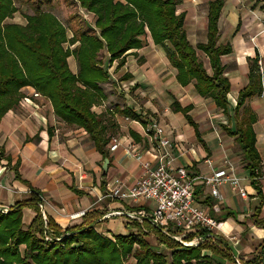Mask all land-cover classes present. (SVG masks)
<instances>
[{
  "label": "crops",
  "instance_id": "obj_1",
  "mask_svg": "<svg viewBox=\"0 0 264 264\" xmlns=\"http://www.w3.org/2000/svg\"><path fill=\"white\" fill-rule=\"evenodd\" d=\"M209 1L189 0L192 4L183 5L179 0L177 13H185L183 28L186 26L184 30L193 47L206 42ZM263 6L264 0H223L217 27L218 44L231 47V53L220 58L230 85L228 115L223 114L211 98L199 96L193 83L181 86L176 79L177 71L167 61L164 50L154 45L150 38L146 47L127 53L123 67L117 69L114 62L108 69L110 80L114 78L110 72L114 67L113 73L125 83L120 102L110 104V94L105 90L107 83L100 84L106 99L93 110L96 114L112 112L118 127L105 147L106 157L96 151L85 131L67 126L56 118L46 98L30 87L22 89L23 100L0 121V147L4 151V157H0V207L8 209L17 202L26 201L30 198V191L34 190L40 194L42 209L39 211L41 216L42 213L45 216L42 220L46 229L54 230L48 226L51 220L59 234L71 228L92 227L109 239L115 235L138 233L153 236L149 233L152 226L146 220L129 222L124 217L110 214L138 209L149 212L148 207L152 205L113 200L105 195L114 187L115 180L132 186L140 177L139 166L130 157L127 146L136 143L141 149L145 147L142 127L146 120L143 116L146 113L157 114L154 118L148 117L156 119L164 128L172 144L169 151H164L176 166L185 168L192 176L225 170L239 180L245 197H241L238 190H233L229 184L218 186V196L213 197L207 186L197 182L195 200L217 222L214 233L222 241L225 254L231 259L241 258L244 264H253L251 262L259 257L261 261L258 264H264V228L255 224V221L264 220V98L255 96L245 102L256 118L252 129L261 161L258 185L262 198L250 184L243 152L234 138L224 131V127L234 130L237 124L234 108L238 93L249 81V60L257 57L262 73L260 81L264 82ZM189 10L191 14H188ZM88 14L93 21V15ZM196 52L198 55L200 51ZM200 53L203 58L198 57L207 73L211 74L207 57ZM74 60L73 56L69 57L68 65L76 73ZM126 74L129 77L123 79ZM174 101L181 107H192L188 114L198 127L200 139L183 115L170 109ZM124 109L131 110L139 119L132 120L114 113ZM186 125L192 129L194 138L185 130ZM114 141L119 145L111 151L109 147ZM6 156L11 158V162H7ZM14 167L20 179L15 178ZM89 213H92L91 218L85 224L84 215ZM34 216L32 209L22 210L24 229ZM213 260L215 264L232 263V260L221 256H214ZM129 264H135L134 260H129Z\"/></svg>",
  "mask_w": 264,
  "mask_h": 264
},
{
  "label": "trees",
  "instance_id": "obj_2",
  "mask_svg": "<svg viewBox=\"0 0 264 264\" xmlns=\"http://www.w3.org/2000/svg\"><path fill=\"white\" fill-rule=\"evenodd\" d=\"M23 1L32 6L38 3V0ZM62 1L66 6L79 7L92 14L93 23L76 13L70 14L67 30L54 14L47 11L25 16L24 24L6 23L17 9L14 0H0V121L23 100L22 89L30 87L50 102L56 118L67 126L85 131L96 151L106 157L105 147L118 127L112 119V112L96 114L93 110L106 99L100 84L110 81L108 69L112 63H117V69L123 67L127 53L146 47L148 38L154 45L162 47L167 61L177 71L176 79L181 86L193 83L199 96L211 98L215 106L228 115L230 85L220 58L230 54L231 47L218 44L217 27L223 0L208 2L206 42L195 47L189 43L183 28L185 13H177L179 0ZM196 51L207 57L211 74L205 70ZM101 53H105L106 62L98 58ZM71 56L76 60V73L68 65ZM248 62L249 81L238 93L234 108L237 124L234 130L224 127V131L234 138L243 152L250 184L262 198L258 185L261 161L252 129L256 118L245 106L247 99L261 96V76L257 57ZM128 77L126 74L123 79ZM191 108L181 107L177 101L170 106L174 113L183 115L200 139L198 127L188 114ZM119 114L132 120L139 119L128 109L119 111ZM0 157H4L1 147ZM5 159L11 162L9 156ZM16 167L15 178L20 179ZM40 201V194L31 190L28 200L17 202L5 214L0 212V264H129L131 259L135 264H215L214 256L232 260L224 253L219 237L197 246L184 247L172 238L179 232L171 228L167 230L168 234L160 228H151L149 233L157 241L156 247L146 239L148 234L142 233L115 235L109 239L88 227L71 228L59 234L51 220L48 226L55 231L43 226L37 205ZM24 208L35 213L25 229L22 226ZM257 214L258 211L255 216ZM91 215H84L85 224ZM255 224L264 228V220L255 221ZM206 233V230L187 233L184 241ZM47 236L49 240L45 239ZM158 247L170 254L165 255ZM260 261L261 258L256 257L251 263Z\"/></svg>",
  "mask_w": 264,
  "mask_h": 264
},
{
  "label": "built area",
  "instance_id": "obj_3",
  "mask_svg": "<svg viewBox=\"0 0 264 264\" xmlns=\"http://www.w3.org/2000/svg\"><path fill=\"white\" fill-rule=\"evenodd\" d=\"M260 75H262L261 70ZM261 86L260 97L264 98V82ZM142 136L145 147L141 149L136 143H129L127 146L130 157L139 166L140 177L132 186H125L119 180H115L114 187L105 197L121 201L130 200L136 204L144 203L145 206L152 205L148 207L150 211L124 210L110 214L124 217L129 222L146 220L152 227L160 228L165 234H168L169 228L178 231L179 234L172 238L184 247L216 240L218 236L214 230L218 224L198 206L195 200L196 183L202 182L207 186L213 197L218 196V186L222 184H229L233 190H238L241 197H245V191L239 187V180L228 175L225 170L214 171L209 175L192 176L185 168L176 166L168 152H165L172 148V144L165 135L164 128L155 119L145 121ZM118 145V142L114 141L109 150L114 151ZM37 205L41 210L42 202ZM0 212L5 214L8 209L0 207ZM42 218L45 220L43 213ZM44 227L46 229L45 222ZM197 230H206L207 233L191 241H184L187 233ZM45 239L49 240V237ZM231 264L244 263L241 258L234 257Z\"/></svg>",
  "mask_w": 264,
  "mask_h": 264
},
{
  "label": "rangeland",
  "instance_id": "obj_4",
  "mask_svg": "<svg viewBox=\"0 0 264 264\" xmlns=\"http://www.w3.org/2000/svg\"><path fill=\"white\" fill-rule=\"evenodd\" d=\"M182 3L183 5L192 4L191 2H189V0H182ZM14 6L16 7L17 12L13 15L12 19L6 20L5 21L6 23L24 24L25 16L34 15L39 11H47V12L54 14L61 21V23L67 28V30L70 27L69 26L70 25V21H69L70 14L76 13L79 17H81L82 19H85L87 22L91 24L93 23L92 17L88 13L81 10L79 7L75 9L74 7L70 5L66 6L62 0H38L37 6H32L30 5V3H25L23 0H14ZM191 12L192 11L189 10L188 14H191ZM184 28L186 29V26ZM68 34H71V33L68 31ZM198 55L200 58H203L200 52H198ZM98 58L102 61L105 60L106 62L105 53L99 54ZM113 69L114 67L110 69V72L112 73V75H114L115 79L111 77V80L105 86V90H107L110 94V97H111L110 104L112 105L116 104L117 102H120V98L124 95L122 92H125L124 87H123L124 86L123 84L125 83H122V81L120 80V77H118L117 74L113 73ZM114 113L119 114V111L116 110L114 111ZM156 115L157 114L146 113L144 114L143 117L147 121L149 119H153L154 118L153 116H156ZM148 116L153 117V118H150ZM112 119L114 122H116L114 115ZM184 128L185 130L189 131L191 136L194 138L192 129L188 125H186V127ZM147 240L149 241L150 244H152V246L154 247L158 246L157 241L155 240L154 236H148ZM158 248L163 250L162 247H158ZM163 251H164V254L167 256L170 254L168 250H163Z\"/></svg>",
  "mask_w": 264,
  "mask_h": 264
}]
</instances>
